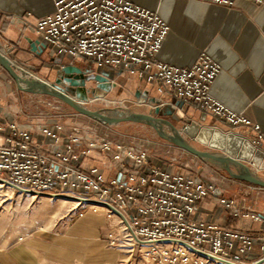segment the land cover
<instances>
[{
  "label": "built area",
  "instance_id": "built-area-1",
  "mask_svg": "<svg viewBox=\"0 0 264 264\" xmlns=\"http://www.w3.org/2000/svg\"><path fill=\"white\" fill-rule=\"evenodd\" d=\"M169 32L157 11L129 0H58L55 11L37 19L35 26L39 40L66 65L85 61L95 69L137 74L156 89L162 106H193L222 121L226 131L250 130L253 143L264 146L260 125L213 96V84L222 72L215 59L202 52L192 66L179 67L157 58ZM98 159L106 162L107 173L94 164ZM0 182L18 193L106 208L121 218L126 232L122 240L110 234L109 244L146 247L154 264L264 261L260 216L242 214L259 221L262 233V255L248 260L257 240L254 234L196 218L199 202L219 195L216 186L158 166L144 148L65 131L62 124L10 121L0 109ZM221 203L233 204L226 198Z\"/></svg>",
  "mask_w": 264,
  "mask_h": 264
},
{
  "label": "crops",
  "instance_id": "crops-1",
  "mask_svg": "<svg viewBox=\"0 0 264 264\" xmlns=\"http://www.w3.org/2000/svg\"><path fill=\"white\" fill-rule=\"evenodd\" d=\"M57 1L0 0V24L5 16H19L35 28L37 19L55 11ZM129 1L157 11L169 24V35L157 54L160 61L179 67H190L202 52H206L222 66V72L212 87L213 96L231 110L244 114L254 124L260 125L264 134V1L230 0L231 4L206 0ZM7 27L6 23L3 28ZM28 34L39 39L35 32L28 31ZM42 49L39 45L36 51H32L26 43L23 51L16 50L10 57L37 67L43 65L42 70L48 69L52 64H47L44 60L45 57L52 56L51 51L49 47ZM103 71L109 74L115 72L119 75H132L135 79H131L130 84L135 89L141 87L142 94L149 90L152 95H157L156 89L151 85L143 86L146 82L137 74ZM26 95L38 97L41 102L54 109L60 107L57 103H63L52 97L53 100L44 101V95ZM11 97L4 73L0 71V109L6 111L8 120L25 123L9 105ZM164 113L187 123L196 120L203 125H220L226 129L222 121L193 106L180 103L177 107L166 105ZM33 120L41 123L40 118ZM56 124L61 123L55 120L54 123L48 122L46 125ZM64 129L67 131L65 126ZM244 134L253 136L250 130ZM196 158L199 162H195L193 168L175 167L153 160L158 166L215 185L219 195H210L201 200L196 218L224 228L251 232L257 240L247 259L260 257V222L242 214H256L264 220V188L237 178L241 173L238 167L232 166L234 175H230L222 167ZM94 164L103 172H108L103 159L95 160ZM244 164L252 173L264 179V173L258 172L249 163ZM222 198L232 201L233 204H222ZM73 204L58 213L52 212L46 216V222L40 221L27 233L19 234L14 241L1 246L0 264H154L146 255V247L133 250L109 244L110 234L119 240L126 235L118 215H110L103 207L93 208L76 201ZM236 213L240 215L237 216Z\"/></svg>",
  "mask_w": 264,
  "mask_h": 264
},
{
  "label": "water",
  "instance_id": "water-1",
  "mask_svg": "<svg viewBox=\"0 0 264 264\" xmlns=\"http://www.w3.org/2000/svg\"><path fill=\"white\" fill-rule=\"evenodd\" d=\"M6 23L8 27L4 29ZM28 31L34 33L35 28L19 16H5L0 24V66L15 81L19 91L53 97L69 105L78 114L104 125L126 123L148 125L161 138L201 160L222 167L230 175H234L232 166L240 168L241 173L237 178L264 188V179L252 173L244 164L249 163L258 172L264 173V146H256L247 135L226 131L220 125H203L196 120L184 125H175L160 117L163 109L162 100L152 95L149 90L143 93L153 107L149 113L123 108L93 110L87 105L92 100L103 98L117 86L114 75L94 69L91 65L87 67L66 65L62 58L53 59L54 81L50 82L34 75L32 73L35 70L34 66L10 57L16 50L23 51L26 43L30 45L32 51H36L39 45L43 49L47 47L45 43L29 35ZM91 81L96 83L94 88H89ZM143 84L145 87L146 83ZM141 94L140 89L136 92V97L139 98ZM192 142L202 145L207 150L196 148Z\"/></svg>",
  "mask_w": 264,
  "mask_h": 264
},
{
  "label": "rangeland",
  "instance_id": "rangeland-1",
  "mask_svg": "<svg viewBox=\"0 0 264 264\" xmlns=\"http://www.w3.org/2000/svg\"><path fill=\"white\" fill-rule=\"evenodd\" d=\"M45 58V63L52 64V67L42 70L41 67L43 65L37 67L33 64H27L35 67V70L32 72L34 75L51 82L55 79V62L52 59L57 58L52 56ZM64 63H67V61L65 60ZM88 65L87 62L82 61L77 66L87 67ZM91 66L94 68L93 65ZM0 71L4 73L5 84L11 90L12 100L9 102V105L18 112L21 119L28 123L33 122V119L37 118H40V122L43 124H47L48 122L54 123L55 120H58L69 132L76 131L81 135L104 138L114 142H122L127 145L144 148L149 152L155 162H162L165 165H173L181 168H190L192 166L191 168H193V164L199 162L191 153L161 138L148 125L138 123L104 125L87 116L78 114L65 103H57L58 105L60 104V107L54 109L41 102V99H38V97H29L25 92L19 91L10 75L1 67ZM112 74L115 77L114 81L117 83V86L103 98L92 100L87 105L89 108L93 110L123 108L125 110L142 113H149L152 110V105L147 102V99H144L143 94L139 98L136 97V92L141 87L135 89V86L130 84L131 79H135L134 76H128L127 74L119 75L115 72H112ZM94 86H96L95 81H91L89 88H94ZM44 96L42 97L44 101L53 100L50 96ZM155 96L160 98L158 94ZM165 106H163L160 117L169 120L175 125L187 124L182 119L175 118L171 114H165ZM175 106L177 107L178 105ZM192 143L198 149L207 150L196 142ZM74 201L76 200L62 197L18 193L10 186L0 182V247L14 241L19 234L27 233L31 228L36 227L40 221L45 220L46 222V216L52 212L56 211L58 213L60 210L74 205Z\"/></svg>",
  "mask_w": 264,
  "mask_h": 264
}]
</instances>
